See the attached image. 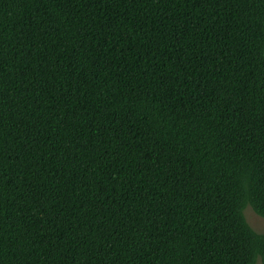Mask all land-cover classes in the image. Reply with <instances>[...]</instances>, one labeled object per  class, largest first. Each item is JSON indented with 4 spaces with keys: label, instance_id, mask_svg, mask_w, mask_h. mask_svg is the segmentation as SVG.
I'll return each mask as SVG.
<instances>
[{
    "label": "trees",
    "instance_id": "16d2710c",
    "mask_svg": "<svg viewBox=\"0 0 264 264\" xmlns=\"http://www.w3.org/2000/svg\"><path fill=\"white\" fill-rule=\"evenodd\" d=\"M264 0H0V264H264Z\"/></svg>",
    "mask_w": 264,
    "mask_h": 264
},
{
    "label": "rangeland",
    "instance_id": "374dc122",
    "mask_svg": "<svg viewBox=\"0 0 264 264\" xmlns=\"http://www.w3.org/2000/svg\"><path fill=\"white\" fill-rule=\"evenodd\" d=\"M243 214L247 223L258 233L264 232V218L258 215L250 205H247Z\"/></svg>",
    "mask_w": 264,
    "mask_h": 264
}]
</instances>
